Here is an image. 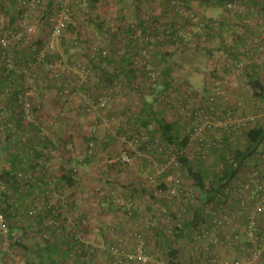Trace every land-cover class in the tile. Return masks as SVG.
Segmentation results:
<instances>
[{"label":"built area","instance_id":"1","mask_svg":"<svg viewBox=\"0 0 264 264\" xmlns=\"http://www.w3.org/2000/svg\"><path fill=\"white\" fill-rule=\"evenodd\" d=\"M138 1L149 8H117L105 20L104 38L86 37V49L71 58L64 43L73 37L72 30L87 35L88 1L0 0V240L9 245L13 223L30 221L32 235L42 243L63 231L71 259L87 264H106L99 262L103 255L110 264H264V151L260 171L238 175L219 200L206 204L200 203L192 180L185 183L183 164L187 158L193 167L199 159L210 165L226 136L264 124V101L251 86L264 76V0H224L217 16L209 13L214 7L197 2ZM108 2L101 0L102 5ZM225 20L232 24L229 41L216 32ZM205 22L212 31L204 30ZM211 32L216 39L212 47ZM239 39L245 44L235 49ZM198 46L211 52L204 97L176 77L166 80L160 60L174 50ZM44 69L58 84L53 93L41 81ZM163 84L169 86L158 101L168 107L170 119L181 123L186 145L151 135L135 123L145 97H153ZM240 89L251 101L236 95ZM219 101L225 107L219 108ZM51 102L56 106L49 113ZM80 117L90 135L99 133L102 120L114 136L109 159L98 157V139L86 141L81 134L86 130ZM44 118L64 121L68 136H56ZM14 152L22 156L11 172L14 165L6 158ZM93 157L101 185L85 194L75 184ZM114 164L123 169L124 192L113 185L117 176L109 166ZM135 166L146 175L126 179ZM6 171L11 173L5 180ZM59 174L62 183L57 182ZM68 178L74 179V188ZM135 189L142 193L133 194ZM78 200L83 202L79 213L74 208ZM103 203L115 218L97 223L94 231L103 237L98 244L88 233L94 225L90 220L103 215ZM121 211L137 218L120 221ZM156 233L168 237L175 255L162 252ZM14 241L21 243L22 238L15 236Z\"/></svg>","mask_w":264,"mask_h":264},{"label":"crops","instance_id":"2","mask_svg":"<svg viewBox=\"0 0 264 264\" xmlns=\"http://www.w3.org/2000/svg\"><path fill=\"white\" fill-rule=\"evenodd\" d=\"M130 4H139L138 0H109V2L106 5H101V10H98L94 13V17L95 19H97V21H95V24H91L90 21L88 23V32L86 37H88V39L93 38V39H100V38H104L105 36V31L104 30H100L99 27H103L105 28L106 24H105V20L106 18H112V16L114 15V12L116 11V9L118 8V10L123 9L125 6L130 5ZM91 4L89 3V6ZM141 8L143 10H147L148 8L143 4H140ZM144 6V7H143ZM214 11H217V14L219 13V9L218 8H210L209 13L212 14ZM92 25L94 30H92L89 28V25ZM102 25V26H101ZM220 27V29H219ZM217 28V33L220 34V36L225 40V41H229L230 37H229V32L231 33V29H232V24L231 22L229 23L228 20H225L223 23H221V25ZM98 28V29H97ZM215 32V33H216ZM200 35L202 33H199ZM208 40L211 43V47L212 44L216 42L215 39V35L214 32H211L210 35L208 36ZM71 41V40H70ZM71 44V43H70ZM245 44V41L242 39L236 40L234 42V48L235 49H239L242 48ZM81 45H79V47L77 49L82 50V49H86V45L85 43L83 44V48L81 47ZM71 50V56L74 55H78V51L77 49L74 48H70ZM192 49L188 50H174L169 56L165 57V56H160V60L162 62V68L164 69H168V71L170 72V76L176 77V79L180 82V84H185L187 85L189 88H191L192 90H194L195 88L193 87L192 83L189 81V79L187 78H183L181 77V70L182 69V63H184V61H189L192 62L194 61V57L192 55ZM175 55H179L181 56V58L178 57H172ZM203 57V61H205V65L203 67H198L200 68V72L203 74L204 73V78L206 81V84L208 82V77H207V73H206V68H207V64H208V60L207 57L205 58ZM202 59V58H201ZM166 61V62H165ZM165 62V64H164ZM175 69V71H174ZM193 70V69H192ZM198 70V69H197ZM46 79V77H44ZM47 80V79H46ZM189 82H187V81ZM50 92H54L55 90H57L58 84L55 83H50ZM166 90V85H162V88H160L153 97H151V101L155 102L158 101V98L160 96V94L162 92H165ZM197 90V89H195ZM197 92L199 93L200 96H205L206 94H202L200 93L198 90ZM206 92V91H205ZM236 95H240L243 94L245 95V98L248 101H251V97L250 94L243 90L240 89L238 91H236ZM149 99V98H147ZM52 103V102H51ZM54 106H56L55 103ZM53 106V107H54ZM217 106L219 108H223L225 107V103L224 101H219V103L217 104ZM68 106H65V108H67ZM52 110V106L50 108ZM49 113H52L51 111H48ZM47 113V112H46ZM105 114V113H104ZM99 119H101L100 117V113L98 114ZM84 117H80L78 119V121L81 123V129H85L86 131H84V137L86 140H89L91 138L93 139H98V144H97V154L98 157H102L104 159H109L110 158V154L112 153L113 147V142H114V136L106 129V127L101 123L102 120H100V126L101 129L99 131V133L97 135H90L89 131H88V127L87 125H84L85 123V118ZM44 122L47 123V125L50 128H57V130L59 131L58 133L60 134V137H67L68 136V127L66 125V123L64 121H57V123H55L54 121L49 120L48 118H44L42 119ZM55 132V131H54ZM88 164L85 167V169H83V175L77 180V183L75 184V182L72 184L70 183V185H79L82 189V191L87 194V192L89 190H93L96 189L97 187H99L101 185V178L99 175V170L97 171V165H96V158H89L88 159ZM110 171L114 172L115 176H117V181L115 183H113V185H117V189L121 192H124V187L122 186L121 182H120V176L123 173V169L121 168V166H119L118 164H114L109 166ZM98 175V177H97ZM145 175V171H143V169L139 168L138 166L133 167V171H130L129 173L125 174V178L127 179L128 177H130V179H139L142 178ZM87 178H91L92 182H89ZM64 180V177H62L61 174H59V176H57V182L58 183H62ZM69 181H71L69 179ZM75 185L73 186V188L75 187ZM132 190L131 192L133 194H141L142 192L140 191H136ZM83 202L78 200L77 203L75 204V209L76 211L79 213L81 212V204ZM25 202L24 204L21 203L20 204V209L23 210V208L25 207ZM103 215L102 216H98V218L96 220H90L91 223H93L94 225L93 228L91 229V231H89L88 233V238L89 240H91L92 242H96L98 244H102L103 243V237L101 235V232H97L94 231V229H96L95 227H97V223H103V221L106 219H113L115 218V215L112 216V210L110 208V206L107 203H103ZM104 217V218H103ZM118 220L120 219V221H130V220H135L137 218V215H133V214H129L127 212L121 211L119 213V215L117 216ZM28 220V219H27ZM26 225H20L18 222L13 223L12 225V230L11 233L12 235L9 236V245H4L3 240H0V264H19L21 260H25L31 264H57L58 260H63V264H87L84 263L80 260L77 259H71V251L70 250H66L67 248H64L65 245H67V239H69L68 235H66L63 231L61 232H55V234L53 235V241L50 243H42L41 241H39L37 239V237L35 235H32V233H34V227L33 224L28 221L26 222ZM26 232H29V234H26ZM1 236V234H0ZM20 237L22 238V242L21 243H17L14 241V237ZM85 238H86V234H85ZM60 257V258H59ZM53 258V259H51ZM58 258V259H57ZM103 260L99 262H105L106 264H110L111 260L109 259V257H107V255H103ZM56 260L54 263H52V261Z\"/></svg>","mask_w":264,"mask_h":264},{"label":"trees","instance_id":"3","mask_svg":"<svg viewBox=\"0 0 264 264\" xmlns=\"http://www.w3.org/2000/svg\"><path fill=\"white\" fill-rule=\"evenodd\" d=\"M91 5L88 7V13L86 18L90 21L91 24H95V19L93 15V11L97 10L100 6L101 7V0H86ZM215 0H185L187 6L192 5L193 3L197 2L202 7L208 8L209 5L218 8L221 4H223L224 0H217V3L214 2ZM141 4V3H139ZM162 6L167 10L168 3H162ZM190 9V8H188ZM204 22V21H203ZM202 22V23H203ZM102 26V25H101ZM204 30L206 32L212 31L210 28V23L205 22ZM98 29V28H97ZM99 29L106 32L104 26ZM220 29V27H219ZM71 31V30H70ZM73 32V37L71 39H66L64 45L67 51V54L71 56L70 52L74 48L77 49L83 48V44H87L86 36L82 34H76ZM230 34V32H229ZM71 40V41H70ZM71 43V44H70ZM83 50L77 49L78 53L81 54ZM192 55L195 60H198L199 56L207 57V60L211 56L210 49L205 47H195L192 49ZM70 53V54H69ZM170 53L166 54L165 57L169 56ZM25 57V56H24ZM30 59V57H28ZM41 81L45 82V87L50 92V83H55L51 81L49 75L45 71L40 72ZM163 74L165 79L170 76V72L168 69H163ZM46 77V79L44 78ZM168 83V82H167ZM57 84V83H55ZM3 83L0 84V90L3 88ZM169 86V84H166ZM254 95L259 97L261 100L264 101V76L258 79L252 80L251 83ZM58 88V87H57ZM44 94L42 97L44 98ZM144 107L138 117L135 119V123L138 127H143L147 129L151 135L160 136L165 140L178 144V145H186L188 143V139L182 133L181 123L178 120L170 119V113L168 111V107L163 106L159 103V101L155 102H148L145 97ZM50 104V103H49ZM50 106H54V104H50ZM48 112V110H47ZM46 123V122H45ZM47 124V123H46ZM90 140V139H89ZM86 140V141H89ZM264 151V124L259 125L258 127L253 128L250 131H243L240 134H232L225 137L224 140V147L219 151L215 152L212 156V163L210 165H206V162L199 159L196 160L195 167L192 166L191 160L184 158L183 164L188 172V175L184 177L185 183L188 185L190 180H192V187L195 189L197 188V195L200 203L206 204L210 200L213 201L214 199L219 200L223 193V190L232 184V181L238 175L246 171L261 170V163H260V154ZM6 161H10L14 166H11V172L16 169V160L21 157V152H14V153H7ZM24 154V153H23ZM10 171H6L3 179L6 180V177L10 175ZM146 175V172H145ZM144 175V176H145ZM143 176V177H144ZM142 177V178H143ZM71 184L74 182L73 178H68ZM190 182V184H192ZM157 238V246L162 250V252L167 256H173L174 253L171 248L170 244L172 243L167 236L162 233L155 234ZM60 258V257H59ZM53 259V258H51ZM58 259V258H57ZM56 260L52 261L54 263Z\"/></svg>","mask_w":264,"mask_h":264},{"label":"rangeland","instance_id":"4","mask_svg":"<svg viewBox=\"0 0 264 264\" xmlns=\"http://www.w3.org/2000/svg\"><path fill=\"white\" fill-rule=\"evenodd\" d=\"M143 5L145 6V9H146V7L148 8V4L146 2L143 3ZM218 14H217V11H214L212 13L213 16H217ZM91 27H92V30H94L93 26L90 24L89 28L91 29ZM178 56L179 55H175V56L172 55L173 58L178 57ZM179 58H181V56H179ZM203 60H204L203 57L199 56L198 60H194L192 62L184 61V63H182V69H179V70H181V72H180L181 77L189 79V81L192 83L193 87L195 89H197L200 93L207 94L208 86H207L205 78H204V73L202 74L199 70L200 68H198V67H203L205 65V61H203ZM165 62H164V64H165ZM174 71H175V69H174ZM189 81H187V82H189ZM148 97H149L148 102L151 103L153 100L151 101V99H150L151 96H148ZM50 111L54 112L53 109L52 110L50 109ZM50 129L55 131L56 136L60 135L58 133L59 131L57 130V128H50Z\"/></svg>","mask_w":264,"mask_h":264}]
</instances>
